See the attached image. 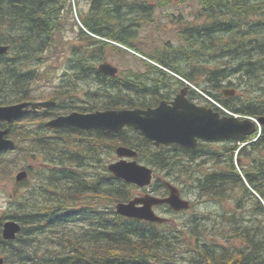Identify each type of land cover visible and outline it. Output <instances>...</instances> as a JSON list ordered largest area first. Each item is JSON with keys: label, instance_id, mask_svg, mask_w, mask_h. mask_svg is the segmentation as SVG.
<instances>
[{"label": "trees", "instance_id": "16d2710c", "mask_svg": "<svg viewBox=\"0 0 264 264\" xmlns=\"http://www.w3.org/2000/svg\"><path fill=\"white\" fill-rule=\"evenodd\" d=\"M144 2L91 0L89 10L81 17L80 32L89 41L83 47L70 46V70L77 79L96 82L105 101L77 107L67 102V91L56 89L51 95L54 106L9 123L0 122V128H7L15 142L12 150L0 152V182L17 169L26 170L27 177L17 187H30L23 193L14 188L9 194L11 212L0 214V256L4 264H180L176 256L181 249L194 252L188 264H264V223L249 225L236 218L247 195L255 198L253 211L264 214V126L258 134L228 139L221 150H213L209 142L202 141L196 149L177 144L156 146L127 127L107 132L46 124L47 116L66 113L69 108L154 107L184 85L181 78L200 87L231 113L264 116V93L251 96L264 85V0ZM177 2L196 3L190 11L192 18L182 12L171 15L189 49L155 45L151 52L142 53L129 31L131 24H109L116 14L120 16L124 5L150 13L155 6ZM64 11H71V0H0V44L9 45L8 52L0 55V105L40 98L36 86L44 74L47 76L46 68L53 66L50 58L59 48V34L72 27L62 17ZM99 43L103 44L99 51L98 47H94V53L87 48ZM119 45L152 61L142 58L145 77L123 72L111 76L98 71L96 62L104 46L125 50ZM180 63L185 66L181 68ZM224 86L243 95L226 97L219 90ZM194 96L199 95L189 88V99ZM211 107L227 115L212 103ZM119 145L134 149L135 158L152 168L153 178L159 172L180 181L192 180L200 195L213 202L234 198L227 221L229 236L243 244L227 248L205 241L202 232L206 225L197 216L171 224L118 215L115 204L131 199L135 188L107 169L106 160L114 156ZM210 160V167L201 168ZM33 175L36 182L31 183L29 177ZM150 185L153 192L165 196L167 189L162 181L156 179ZM157 207L174 212L166 204ZM7 219L21 225L13 240L1 236L2 223Z\"/></svg>", "mask_w": 264, "mask_h": 264}, {"label": "rangeland", "instance_id": "374dc122", "mask_svg": "<svg viewBox=\"0 0 264 264\" xmlns=\"http://www.w3.org/2000/svg\"><path fill=\"white\" fill-rule=\"evenodd\" d=\"M140 1L152 3L155 0ZM90 4L91 0H71V11L63 12L62 17L67 20L68 24H72V27L64 29L63 32L59 34V37H61V40L58 42L59 48L57 49L56 53H54V56L50 58L53 66L46 68L47 76L44 74V79L39 82L40 84L38 86H36L35 93H38L37 95L40 97L37 100H53L51 99V95L55 94L56 89H61L67 91V102L73 104L75 103L77 107L91 105L89 103L93 102L102 103L103 101H105L104 96L101 95V91L99 90V86L96 82L91 79H77L75 78V76H73V71L70 70L69 60L71 57H73V55H71L72 51L70 46L75 45L77 47H83V45H87V42L89 41L85 37V35L80 32V29L83 28L81 17L83 14L85 15L87 13L90 8ZM195 6L196 3H193L191 6L190 2L182 4L177 2L162 8L155 6L150 10L149 13V11L144 12L139 8L131 10L127 7V5H124L120 16L116 14L115 19L113 21H110L109 24L111 26H116L118 24H131L129 31H131L130 33L134 36V40L138 43L141 52H151L150 49L155 45L160 48H171L177 46L180 47L182 45L183 49H189V45L183 42L180 38V35L178 34L180 28L179 24H177L173 20V17H171V15L177 16L179 12H182L184 17L192 18V14L190 11H192V8ZM102 46L103 44L99 43L96 46H89L87 48L90 49L92 53H94V47H98L97 51H99V47L101 48ZM121 47L125 50L120 51L116 47L104 46V49L102 48L103 52L101 54V58L96 62V65L98 66L101 62L106 61L117 67L119 72H123L125 74H136L141 78L145 77L142 76L143 73H146V67L142 62V58L150 62L152 61L136 51L130 50L123 46ZM184 66L185 64L180 63L181 68H183ZM173 75H175L177 78H181L177 74ZM181 80L184 82V85L178 84L179 87L177 88V91H174L175 93L171 94V98L174 97L175 94L178 93V91L183 86L188 85L189 88L194 89L199 95L193 97V101L195 103L205 106H208L209 104L211 106V103L216 106H222L221 103L203 93L200 87H196L194 84L188 82L183 78H181ZM171 81L175 82V79L172 78ZM225 83L226 81L223 82V84ZM176 86L177 85H174L175 88ZM224 89L233 88L231 86H224L219 90L223 91ZM234 90V94L241 96L243 95V93H240L238 89ZM97 91L98 96L94 97L93 93ZM263 93L264 85H262V90L261 88H256V91H252L251 96L259 97ZM96 110L94 109L92 111ZM70 111L80 110L69 108L66 113H69ZM54 112H57V110L54 109ZM80 112L90 111L83 110ZM51 115L52 116H47V120L56 116L55 114ZM228 143L229 141L227 139L212 141L209 142V148H212L213 150H221L222 147H224V145ZM118 158L119 157L114 152V156L112 158L108 157L109 160H106V164L108 165L110 162L118 160ZM33 162V166L35 168H38L39 166H37V164ZM138 162L149 166L145 162ZM212 164L213 163L210 160L208 163L202 164L201 168L205 169L207 167H210ZM18 171L19 169L14 171L10 178H6L0 182V214L5 211L7 213L11 212V210L9 209V194L14 190V188L20 189V192L22 193L30 190V187L26 185L17 187L18 182L15 180V175ZM156 175L152 180L153 182L156 181V179H159L160 181L168 180L172 182L178 187L182 197L190 201V208L187 211L185 210L177 213L168 211L164 207H156V213L168 217V223L177 224L184 219L197 216L201 221H203V224L206 225L205 230L202 232V238L205 241L217 242L219 245L221 244L222 246H226L227 248H234L233 246H240L243 244L239 241L238 238L229 236L230 227L227 221H229L228 216L232 214L235 200L234 198H230L223 203L206 200L204 196L200 195L198 189L192 183V180L185 182L181 179L180 181L179 178L178 180H176L177 177L175 176L165 177L159 172H157ZM29 180L31 181V183L34 181L36 182L34 175L29 177ZM145 193H153L154 195L159 196V194L152 191V186L149 185L146 188H139L135 186L133 190V197L141 196ZM166 194L167 192H165V195ZM254 203L255 198L253 196L247 195L245 197L244 206L239 209L236 218H238V220L242 218V221H244L245 224L249 225H255L258 223L263 224L264 214H262L261 212L259 213L253 211V207L255 205ZM179 252L180 254L178 253L176 258L180 259V264H188V259H190L191 255L194 253L193 251L187 253L186 251H183V249H181Z\"/></svg>", "mask_w": 264, "mask_h": 264}, {"label": "water", "instance_id": "95a60500", "mask_svg": "<svg viewBox=\"0 0 264 264\" xmlns=\"http://www.w3.org/2000/svg\"><path fill=\"white\" fill-rule=\"evenodd\" d=\"M9 45L0 44V55L6 54ZM99 72L116 75L118 68L109 62H101ZM188 86L182 87L171 101L161 100L157 106L148 108L105 109L91 112L70 111L56 115L46 124L50 127H72L81 130L99 129L117 132L124 128H132L153 142L154 145L177 144L185 148L196 149L199 141L236 139L259 133L264 126V116L256 118L237 115H222L219 111L205 105L190 101L187 96ZM234 89H224V96L234 95ZM54 100L20 101L0 105V122L9 123L19 120L30 113L55 105ZM15 142L8 136L7 128H0V152L13 149ZM118 160L107 165L108 171L128 184L143 188L151 184L153 170L139 163L136 151L130 147L119 145L115 149ZM27 177L26 170H20L15 180ZM168 189L166 196L145 193L128 201L117 202L115 212L126 218H135L152 223H165L169 219L156 213L154 207L167 204L173 211L187 210L190 201L181 196L177 186L165 180ZM21 230L19 222L7 219L2 223L1 236L5 240H13ZM0 264H4L0 257Z\"/></svg>", "mask_w": 264, "mask_h": 264}, {"label": "flooded vegetation", "instance_id": "af4514ba", "mask_svg": "<svg viewBox=\"0 0 264 264\" xmlns=\"http://www.w3.org/2000/svg\"><path fill=\"white\" fill-rule=\"evenodd\" d=\"M186 96H187V98L189 99V97H188V90H187ZM173 98H174V97L169 98V99H165V100H167V101H171ZM189 100H190V99H189ZM190 101H191V100H190ZM192 101H193V100H192ZM193 102H194V101H193ZM194 103H195V102H194ZM196 104H197V103H196ZM157 105H158V104H157ZM157 105H156V106H157ZM198 105H199V104H198ZM164 181H165V180L162 181L163 184H164ZM167 181H168V180H167ZM171 183H172V182H171ZM172 184H173V183H172ZM164 186H165V185H164ZM175 186H176V185H175ZM165 188H166V186H165ZM166 189H167V188H166ZM179 191H180V190H179ZM167 194H168V189H167ZM167 194H166V195H167ZM180 194H181V193H180ZM166 195H165V196H166ZM181 196H182V195H181ZM168 207H169V206H168ZM155 208H156V207H154V209H155ZM169 208H170V207H169ZM180 212H181V211H180Z\"/></svg>", "mask_w": 264, "mask_h": 264}]
</instances>
